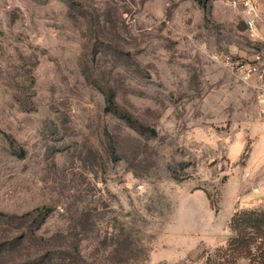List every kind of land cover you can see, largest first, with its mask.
Returning <instances> with one entry per match:
<instances>
[{
  "label": "rangeland",
  "instance_id": "obj_1",
  "mask_svg": "<svg viewBox=\"0 0 264 264\" xmlns=\"http://www.w3.org/2000/svg\"><path fill=\"white\" fill-rule=\"evenodd\" d=\"M259 13L256 39L234 0H0V264L224 263L264 208Z\"/></svg>",
  "mask_w": 264,
  "mask_h": 264
},
{
  "label": "trees",
  "instance_id": "obj_2",
  "mask_svg": "<svg viewBox=\"0 0 264 264\" xmlns=\"http://www.w3.org/2000/svg\"><path fill=\"white\" fill-rule=\"evenodd\" d=\"M111 103V99H107ZM113 106V104H110ZM128 121L133 120L128 117ZM42 213L43 209H36L19 216L21 219ZM9 217L0 212V218ZM231 236L226 247L221 249L220 257L224 263L233 264L240 258H246L249 264H264V208L247 209L235 212L230 222ZM133 243V242H132Z\"/></svg>",
  "mask_w": 264,
  "mask_h": 264
},
{
  "label": "built area",
  "instance_id": "obj_3",
  "mask_svg": "<svg viewBox=\"0 0 264 264\" xmlns=\"http://www.w3.org/2000/svg\"><path fill=\"white\" fill-rule=\"evenodd\" d=\"M234 4L241 5L251 36L261 39L263 33L259 27L262 21L259 13V0H234ZM240 70L246 74V77L255 76L260 82L258 88L259 114L264 117V49L255 56L252 62L241 63Z\"/></svg>",
  "mask_w": 264,
  "mask_h": 264
},
{
  "label": "crops",
  "instance_id": "obj_4",
  "mask_svg": "<svg viewBox=\"0 0 264 264\" xmlns=\"http://www.w3.org/2000/svg\"><path fill=\"white\" fill-rule=\"evenodd\" d=\"M260 145L264 148V132L261 134ZM252 172L256 174L253 176L258 177L254 187H256L257 193L264 196V152L261 153L260 159L255 163L254 167H252Z\"/></svg>",
  "mask_w": 264,
  "mask_h": 264
}]
</instances>
